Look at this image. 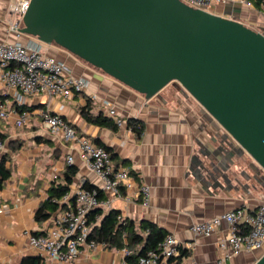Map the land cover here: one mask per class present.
<instances>
[{"label": "crops", "instance_id": "obj_1", "mask_svg": "<svg viewBox=\"0 0 264 264\" xmlns=\"http://www.w3.org/2000/svg\"><path fill=\"white\" fill-rule=\"evenodd\" d=\"M19 1L0 0V43L25 45L32 40L9 29L8 6ZM214 8L211 12L216 15L224 11L223 7ZM231 14L229 18L246 26L249 18L251 23L258 24V18L250 15L263 13L248 2L238 11L231 10ZM40 49L44 55L61 62L66 74L87 80L88 87L84 93L69 99L43 95L25 97L21 109L29 113V118L22 128L15 127L11 120L0 121V135L5 141V150L0 154L8 155L6 168L10 170V177L0 191V264H19L25 256H40L44 264H63L29 249L27 238L29 234L48 232L61 214L62 210H56L46 219H34L52 182L62 181L66 156L73 157V166L77 168L69 187L70 195L83 184L98 185L77 146L66 142L60 133L43 128L39 113L44 109L61 117L77 137L98 140L109 150L115 165L133 172L138 183L149 187L147 207L129 194L133 197L130 202L115 199L111 209L119 211V217L132 223L135 231L140 232V223L150 222L172 234L187 250L186 255L179 258L180 264H254L260 258L255 255L259 252H241L220 262L216 242L225 226L209 237L196 236L190 231L191 225L225 211L254 207L264 196L256 191L257 182L244 183L246 177L253 174L250 159L239 153L234 154L231 161L226 159L222 151L226 145L215 137H223L222 133L211 128L212 122L192 98L171 87L146 101L142 95L59 47L42 45ZM90 95L108 100L124 120L123 125L111 130L86 123L80 108L86 105ZM0 98L8 101L10 110L17 108L12 91L0 86ZM90 111L107 116V108L99 104L93 105ZM130 119L142 126L140 137L129 128L127 120ZM225 179H229V188ZM218 181L220 186L216 185ZM121 261L119 249L104 246L94 251L83 250L75 264H120Z\"/></svg>", "mask_w": 264, "mask_h": 264}, {"label": "water", "instance_id": "obj_2", "mask_svg": "<svg viewBox=\"0 0 264 264\" xmlns=\"http://www.w3.org/2000/svg\"><path fill=\"white\" fill-rule=\"evenodd\" d=\"M19 34L65 50L146 101L178 84L222 133L215 137L226 159L236 148L253 173H264L259 32L179 0H29ZM254 264H264V253Z\"/></svg>", "mask_w": 264, "mask_h": 264}, {"label": "built area", "instance_id": "obj_3", "mask_svg": "<svg viewBox=\"0 0 264 264\" xmlns=\"http://www.w3.org/2000/svg\"><path fill=\"white\" fill-rule=\"evenodd\" d=\"M179 1L193 9L204 10L205 7L223 5L230 0ZM28 2L29 0H21L8 6L11 15L8 26L17 35H20L22 16ZM239 2L248 3L247 0H239ZM259 33L264 37V29ZM31 39V42L25 45L19 42L0 43V86L13 92L14 105L21 109L24 98L28 96L43 95L47 98L69 99L84 93L88 81L66 74L64 65L55 58L44 55L40 49L42 44L34 38ZM88 100L93 105L99 104L107 108V116L117 127L123 125L124 120L108 100L99 99L97 95H90ZM8 105L7 100L0 98V121L11 120L18 128L26 126L29 113L22 109L19 111L17 108L10 110ZM39 118L43 128L52 133H60L66 142L77 146L81 159L97 179L98 185L91 189L79 187L72 195L64 196L61 202L68 204L73 198V203L68 209L61 211L48 232L39 235L29 234L27 247L41 256L63 264H75L83 250L94 251L105 246L89 239L92 228L103 216L102 213L91 220V212L98 208L102 212L105 209L108 211L112 208L113 200L124 199L130 202L133 197L137 198L142 206L147 207L150 190L148 186L137 183L129 170L115 168L110 154L103 147L88 138L77 137L61 117L44 109L40 111ZM4 150L5 141L0 135V153ZM64 162L67 166H71L74 164V159L68 155ZM224 226L225 229H222L216 242L220 262L241 252L264 253V196L254 207L242 206L225 211L204 222L191 225L190 231L196 236L209 237L215 230ZM123 241L124 246L119 249L122 255L120 264H170L171 260L178 256V248L181 247L172 234H167L156 248L146 250L135 262L129 263L126 261L130 252L126 246L125 233Z\"/></svg>", "mask_w": 264, "mask_h": 264}, {"label": "trees", "instance_id": "obj_4", "mask_svg": "<svg viewBox=\"0 0 264 264\" xmlns=\"http://www.w3.org/2000/svg\"><path fill=\"white\" fill-rule=\"evenodd\" d=\"M253 7L264 14V0H247ZM93 104L90 100L84 107L80 108V115L82 119L90 124L100 128H108L111 130H116L117 126L114 121L105 116L102 112L95 114L91 113ZM19 110V108H17ZM127 124L131 131L140 137L142 133V126L139 122L135 120H127ZM96 145L103 147L111 157L113 161V156L109 150L101 145L98 140L93 141ZM8 155L0 154V191L3 189L5 181L10 177V170L6 168V163L8 161ZM115 168L119 166L115 165ZM77 173V168L73 165L67 166L66 171L63 174L62 181L59 183L52 182L48 189L47 198L40 204L34 213V219L36 221L43 220L49 217L50 212L56 210H65L73 203L74 199L71 198L68 204L61 202L64 196L69 194L70 185H72L73 178ZM130 175L138 183V177L130 172ZM81 188L91 189L89 185L83 184ZM101 209H95L90 214V219L93 220L96 215L102 214ZM119 211L110 209L107 211L100 219L99 223L92 228L89 239H93L98 243L104 244L108 248L121 249L124 246L123 234L125 233L126 246L130 252V255L126 257V261L129 263L135 262L137 257L142 255L146 250L154 249L158 244L165 238L167 233L150 222H142L139 225V231L133 229V224L127 219L119 218ZM145 234V235H142ZM39 233H33V235H38ZM136 249V247H138ZM142 248H141V247ZM179 254L177 257L171 260L170 264H180L179 258L184 257L187 250L179 247ZM19 264H44L40 256H25L23 257Z\"/></svg>", "mask_w": 264, "mask_h": 264}, {"label": "rangeland", "instance_id": "obj_5", "mask_svg": "<svg viewBox=\"0 0 264 264\" xmlns=\"http://www.w3.org/2000/svg\"><path fill=\"white\" fill-rule=\"evenodd\" d=\"M244 3H242V2H239V1H236V0H230L229 2H227V3H225V4H223V5H219L218 7H223V9H224V11H222L220 14V16H222V17H227V18H229L232 14H231V10H235V11H238L239 9H240V7L243 5ZM204 10H206V11H209V12H211V11H213V10H215V8L214 7H205V8H203ZM257 17L258 18V24H253V23H251V18H249V21H246V26L247 27H249V28H252V29H254L255 31H258V32H261V31H263V29H264V16H263V14H259V15H250V17ZM239 18V17H238ZM253 22V21H252ZM171 87H174V89H177V90H181V93H183L184 95H187L182 89H181V87L178 85V84H176V83H171V84H169L168 86H166L165 88H171ZM164 88V89H165ZM159 95V94H158ZM157 96V95H156ZM206 114V113H205ZM206 116H207V118H209V116L206 114ZM228 160H230V159H228ZM254 176L255 177H253V178H255V179H257V180H255L254 179V181H256L257 182V184L259 185V186H256V191L257 192H261V193H264V173H259V174H256V171H255V173H254ZM226 180V179H225ZM227 182H225L226 183V186L229 188L230 187V183H229V179H227L226 180ZM244 182V180L242 179V183ZM110 209H108V211H109ZM106 209L104 210V214L106 213ZM259 251H255L254 253H258ZM261 253H262V251L261 252H259L258 254H255L256 256H259V257H261L260 255H261Z\"/></svg>", "mask_w": 264, "mask_h": 264}, {"label": "flooded vegetation", "instance_id": "obj_6", "mask_svg": "<svg viewBox=\"0 0 264 264\" xmlns=\"http://www.w3.org/2000/svg\"><path fill=\"white\" fill-rule=\"evenodd\" d=\"M231 152H232V153L235 152L234 154H236V153H237V154H238V153H239V154H242V153H241L238 149H236V148H235L234 150H231ZM232 153H231V154H232ZM232 155H233V154H232ZM251 176H252V177H251ZM251 176L246 177V178H247V181H245L244 183H247L248 181H251V180L254 181V179H255V178H253V177H255V176H254V173H253ZM255 180H257V179H255ZM257 181H258V180H257ZM255 182H256V181H255ZM242 188L244 189V184H242Z\"/></svg>", "mask_w": 264, "mask_h": 264}]
</instances>
